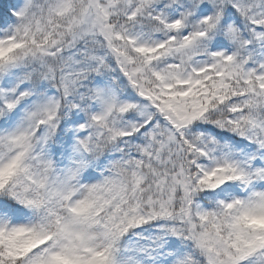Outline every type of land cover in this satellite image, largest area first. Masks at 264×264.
<instances>
[{
	"label": "snow or ice",
	"instance_id": "obj_1",
	"mask_svg": "<svg viewBox=\"0 0 264 264\" xmlns=\"http://www.w3.org/2000/svg\"><path fill=\"white\" fill-rule=\"evenodd\" d=\"M0 264H264V0H0Z\"/></svg>",
	"mask_w": 264,
	"mask_h": 264
}]
</instances>
